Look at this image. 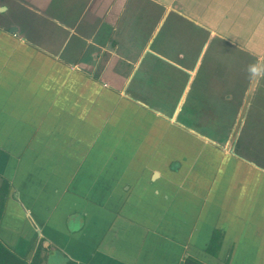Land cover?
<instances>
[{"label": "crops", "instance_id": "1", "mask_svg": "<svg viewBox=\"0 0 264 264\" xmlns=\"http://www.w3.org/2000/svg\"><path fill=\"white\" fill-rule=\"evenodd\" d=\"M13 1L31 19L22 33L30 40L16 35L11 47L0 33V186L8 190L0 240L27 261L40 249V264H264V151L237 136L230 143V128L219 139L195 121L200 111L182 113L180 97L162 101L143 86L146 75L134 77L154 73L157 90L170 84L166 66L195 71L179 50L151 48V36L137 48L140 39L126 36L133 19L145 14L146 25L178 0H66L64 9ZM88 48L102 55L98 76L61 58ZM104 107L113 140L128 138L113 143V161L103 159ZM167 122L176 125L169 134L210 142L196 174L187 175L181 151L169 161L158 154ZM169 146L168 154L182 147ZM189 147L194 158L201 144Z\"/></svg>", "mask_w": 264, "mask_h": 264}, {"label": "rangeland", "instance_id": "2", "mask_svg": "<svg viewBox=\"0 0 264 264\" xmlns=\"http://www.w3.org/2000/svg\"><path fill=\"white\" fill-rule=\"evenodd\" d=\"M63 1L62 4V0H55L54 4L64 9L66 0ZM192 1L178 0L172 2V9L160 8L146 25L139 23V19L146 18L145 14L141 18L138 17L139 19H133L132 30L128 31L126 36L140 39L135 41L137 48L141 47L145 37L151 36V48L161 45L164 50H175V55L179 50L182 54V66L192 69L197 62L195 71L191 73L176 68L173 71L174 67L166 66L163 69L167 70L166 78H170V84L163 86L160 82L157 90L153 88L154 79L151 77L154 73L139 71L134 77L146 75L143 86L149 85L151 95L154 90L157 91L162 101H176L180 97L183 102L182 113L191 109L194 112L200 111L198 121H195L212 133L218 132L219 139L223 138L230 128L233 132L230 143L237 136L239 142L244 139L245 146L257 143L264 151V0H197V3ZM174 9L181 11L182 15H178ZM91 10L89 9V13ZM215 10L219 13H215ZM223 10L226 13L222 16ZM141 12H144V9H141ZM207 17L214 19L215 23L204 21ZM139 25L143 27L133 30L134 26ZM211 29L215 31L214 34ZM254 46L260 49L255 50ZM175 60L178 59L175 57ZM161 75L164 76L163 73ZM112 110L113 106L110 111ZM102 115L104 119L101 121L100 133L103 135L101 146L105 151L103 159L113 161V143L119 147V144L127 142L128 138L118 135L113 140V132L110 129L113 117L111 118V113L105 107L102 108ZM255 117L262 119L254 122ZM174 127L176 125L167 122L165 134L160 137L166 138V153L158 154L169 161V158L181 151L187 175L196 174V163L200 161L202 154L201 148L210 142L189 131H183L184 136H179L180 132L169 134ZM151 139L155 140L156 137ZM160 141L157 139L155 143ZM194 141L201 144V147L193 158L184 149L190 148ZM173 143L182 147L176 148L175 154H168L169 144ZM118 155V158H124L122 153ZM204 155L208 156L209 153L205 152ZM198 196L201 198L199 194Z\"/></svg>", "mask_w": 264, "mask_h": 264}, {"label": "flooded vegetation", "instance_id": "3", "mask_svg": "<svg viewBox=\"0 0 264 264\" xmlns=\"http://www.w3.org/2000/svg\"><path fill=\"white\" fill-rule=\"evenodd\" d=\"M7 0H0V30L3 32V34H5L4 36L8 41H10L9 44H11L13 42L12 37L15 39V36L17 35V33H9V28L12 26L15 27H20V29L25 30V24H28L31 19L29 17V15H27L28 13L25 11V9H21L18 7V4L15 3L13 0H8V4L10 6L7 5V3H5ZM14 2V3H12ZM22 27V28H21ZM21 30V32H22ZM25 32V31H24ZM2 34V35H3ZM102 55H100V51L97 50L96 48H88V50H86V52H82L80 56H66L63 55L61 58L64 60H71L74 63V66L77 65V68H81L84 72H86L87 75L89 76H95V75H99V71L97 70L98 68V63L97 60H99L101 58ZM263 157V156H262ZM259 160L264 162V159L260 157H258ZM5 186L4 184L0 186L3 187ZM8 191V190H7ZM8 192L1 193L0 195H2V197L6 196ZM3 211H1V214H3ZM0 214V218L2 217ZM0 243L5 246L7 249H9L1 240ZM10 251H12L11 249H9ZM16 256H18L20 259L25 261V264H40V249H37L35 251V253L33 254L32 258L30 261H27L24 257H21L20 255H18L17 253H15L14 251H12ZM186 261V260H185ZM185 263V262H184ZM183 263V264H184Z\"/></svg>", "mask_w": 264, "mask_h": 264}, {"label": "trees", "instance_id": "4", "mask_svg": "<svg viewBox=\"0 0 264 264\" xmlns=\"http://www.w3.org/2000/svg\"><path fill=\"white\" fill-rule=\"evenodd\" d=\"M1 193H6L7 188L3 186L0 188ZM2 209V202L0 201V214ZM0 264H25V261L16 256L12 251L7 249L0 243ZM184 264H204L197 259L187 258Z\"/></svg>", "mask_w": 264, "mask_h": 264}, {"label": "water", "instance_id": "5", "mask_svg": "<svg viewBox=\"0 0 264 264\" xmlns=\"http://www.w3.org/2000/svg\"><path fill=\"white\" fill-rule=\"evenodd\" d=\"M28 15V14H27ZM22 28V27H21ZM21 30L22 29H20L19 27H15V26H12V27H10L9 28V33H17V36H18V38H19V40H21L23 43L22 44H24V42H25V40H30V37H28V36H26V37H24L23 35H22V33H24V31L25 30H22V32H21ZM21 32V33H20ZM0 33L1 34H3V32L0 30ZM16 37V36H15ZM2 38V37H1ZM12 39L14 40V38L12 37ZM5 43H6V45H8L9 43H10V41H8L7 39L5 40ZM11 47L13 46V42L11 43V44H9Z\"/></svg>", "mask_w": 264, "mask_h": 264}]
</instances>
